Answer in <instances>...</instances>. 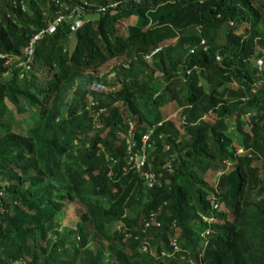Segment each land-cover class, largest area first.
Listing matches in <instances>:
<instances>
[{
	"label": "trees",
	"instance_id": "obj_1",
	"mask_svg": "<svg viewBox=\"0 0 264 264\" xmlns=\"http://www.w3.org/2000/svg\"><path fill=\"white\" fill-rule=\"evenodd\" d=\"M54 14L52 0H0V264H264V0H117L44 32L19 77L22 46ZM72 200L83 207L60 228ZM149 212L158 225L143 226ZM172 237L180 250L159 255Z\"/></svg>",
	"mask_w": 264,
	"mask_h": 264
},
{
	"label": "built area",
	"instance_id": "obj_2",
	"mask_svg": "<svg viewBox=\"0 0 264 264\" xmlns=\"http://www.w3.org/2000/svg\"><path fill=\"white\" fill-rule=\"evenodd\" d=\"M54 3V8H55V14L52 16V18L49 20L48 24L45 27H41L38 30H36L27 42L22 46L21 53L18 55L15 65L18 67L17 69V74L19 77L23 76L26 74L28 69L30 68V62L33 56V44L34 41L41 36L44 32H51L54 30L55 26L59 24L62 21H69V30L73 31L77 27H79L83 21L84 17L81 15V12H84L86 10H94V11H101L104 10L106 7H113L116 5L117 0H109L104 4H94L93 1L90 0H68L67 3L62 2L60 0H52ZM132 2H141L144 0H130ZM14 2V1H13ZM21 8H24L23 3H20ZM202 42V41H201ZM159 46H156L155 48L152 49L151 52L155 51L158 49ZM150 52V53H151ZM150 53L145 54L146 56H149ZM262 53H264V48H262ZM3 58V62H8L11 57L6 55L5 53L0 51V59ZM216 59H219V55H215ZM261 57L256 58V64L257 67L259 68L261 65ZM97 125V124H96ZM150 132V129H148L145 133L141 135V141L144 143L147 139V135ZM128 153H127V163L128 165L132 166L136 170H140V174L142 175V178L144 180V184L146 186L152 185L155 179V174L152 170L149 168L143 169L141 168L142 165L145 162V151L143 150V147L141 146L138 150H132L131 145H133V141H131L129 138L125 139ZM227 163V162H226ZM170 169V167H168ZM219 173V171H217ZM0 195H1V189H0ZM213 206H216V202L213 203ZM202 219L204 220H209V218L202 216ZM158 220L156 219L155 213L149 212L147 215V218H144L142 221V224L144 227L149 226L150 224L158 225ZM115 229L120 230L121 229V223L118 222L115 225ZM128 235V233H126ZM204 244V240L202 242ZM168 245H169V250L164 251V250H159L158 254L163 255V254H172L176 253L180 250L176 238L172 237L168 240ZM139 249L146 252L149 251L152 254L155 253L156 251L153 250L149 246V242L147 239L143 238L139 242ZM180 260H185L186 264H204L201 259H200V253L197 254V257H186L183 254L179 255ZM7 264H25L24 259L22 258H17L12 261H10Z\"/></svg>",
	"mask_w": 264,
	"mask_h": 264
},
{
	"label": "rangeland",
	"instance_id": "obj_3",
	"mask_svg": "<svg viewBox=\"0 0 264 264\" xmlns=\"http://www.w3.org/2000/svg\"><path fill=\"white\" fill-rule=\"evenodd\" d=\"M88 15L93 16L92 13L88 14ZM119 30L123 31L124 30V26L123 25L119 26ZM166 41H168V40H166ZM169 41H172V39H169ZM73 43H74V37L71 34L69 36V42L67 43V48L71 49ZM121 62H125V59H124L123 55H119V56L115 57L112 60L110 59V60L105 61L103 64H101L97 68L96 72L98 74H106V76L108 74V76H109V75L112 74L111 71L113 69L112 68L113 65L121 63ZM202 83H203V86H205V83L204 82H202ZM104 89H107V88H104ZM111 89H113V88H111ZM8 105H9V107L11 109H13V106L10 103H8ZM162 112H163V114L165 116H167V115L171 116L173 121L176 124H178L180 122V120H181V118L179 116V109L173 108V104L172 105L170 104L169 106H166L165 109ZM15 115H16V117H18L19 120L22 121L23 125H28V123L30 122V120H28V116L30 117V116L33 115V110L29 109L27 111V114H24L21 117H19L18 113H16ZM215 177H216V175L212 171H211V173L205 174V178L208 179L210 182L213 181L215 179ZM82 207L83 206H81L75 200H72L71 202H68L67 204H65L63 209L58 211L57 214H56L57 221L59 222V227L61 228V227L73 225L75 223L77 217H78V211L81 210ZM130 213H131V211L128 214H130ZM116 223H118V222L116 221V222H113V223L109 224L107 226V230L111 231L112 229H115ZM103 242H105L104 239H103ZM103 244H105V243H103Z\"/></svg>",
	"mask_w": 264,
	"mask_h": 264
}]
</instances>
